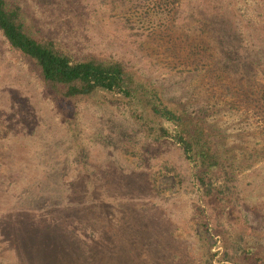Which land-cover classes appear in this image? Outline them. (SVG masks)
Masks as SVG:
<instances>
[{"label": "rangeland", "instance_id": "374dc122", "mask_svg": "<svg viewBox=\"0 0 264 264\" xmlns=\"http://www.w3.org/2000/svg\"><path fill=\"white\" fill-rule=\"evenodd\" d=\"M21 1L72 53L120 55L205 106L239 186L227 209L196 185L170 121L159 140L121 102L66 115L0 30V264H264V0H178L174 19L153 0ZM221 17L250 68L224 66Z\"/></svg>", "mask_w": 264, "mask_h": 264}, {"label": "trees", "instance_id": "16d2710c", "mask_svg": "<svg viewBox=\"0 0 264 264\" xmlns=\"http://www.w3.org/2000/svg\"><path fill=\"white\" fill-rule=\"evenodd\" d=\"M38 1L46 4L55 2ZM153 1L159 13L171 14L168 19H174L173 14L177 16L181 11L178 0ZM0 30L11 49L27 60L46 94L66 115H74L75 107L81 101H117L128 106L146 135L156 139L171 136L167 121L175 124L172 136L192 166L193 182L200 188L204 187L205 193L214 196L218 202H225V208H235L234 192H237L239 184L233 160L219 146L220 133L209 121L205 106L192 109L171 99L152 78L120 55L98 51L72 53L61 40L44 33L37 18L21 0H0ZM163 30L167 32V27ZM209 30H218L221 60L227 70L251 67L248 64L250 57L239 50L232 24L227 25L221 17L210 23ZM201 48L196 44L192 51L201 56L205 51ZM206 49H210L209 45ZM218 76L211 75V80ZM235 245L237 251L242 250V256L246 250L243 238ZM246 252L248 256L252 254L250 248Z\"/></svg>", "mask_w": 264, "mask_h": 264}]
</instances>
